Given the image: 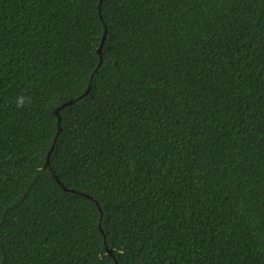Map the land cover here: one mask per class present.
<instances>
[{"label":"trees","instance_id":"trees-1","mask_svg":"<svg viewBox=\"0 0 264 264\" xmlns=\"http://www.w3.org/2000/svg\"><path fill=\"white\" fill-rule=\"evenodd\" d=\"M0 264H264V0H0Z\"/></svg>","mask_w":264,"mask_h":264},{"label":"clouds","instance_id":"clouds-1","mask_svg":"<svg viewBox=\"0 0 264 264\" xmlns=\"http://www.w3.org/2000/svg\"><path fill=\"white\" fill-rule=\"evenodd\" d=\"M31 104V97L25 94H19L15 98V106L17 109L25 108Z\"/></svg>","mask_w":264,"mask_h":264}]
</instances>
